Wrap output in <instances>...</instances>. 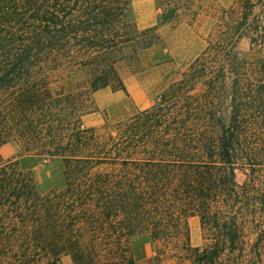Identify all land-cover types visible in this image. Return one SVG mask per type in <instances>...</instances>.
Listing matches in <instances>:
<instances>
[{
	"label": "trees",
	"instance_id": "1",
	"mask_svg": "<svg viewBox=\"0 0 264 264\" xmlns=\"http://www.w3.org/2000/svg\"><path fill=\"white\" fill-rule=\"evenodd\" d=\"M130 4L0 0V146L60 157L64 177L41 193L0 157V264H137L134 235L157 260L264 264V0H158L144 28ZM205 16L206 46L149 107L84 126L92 94L124 89L118 64L158 43L159 26ZM242 39L255 59L237 53ZM62 70L81 75L70 91L52 86Z\"/></svg>",
	"mask_w": 264,
	"mask_h": 264
},
{
	"label": "rangeland",
	"instance_id": "2",
	"mask_svg": "<svg viewBox=\"0 0 264 264\" xmlns=\"http://www.w3.org/2000/svg\"><path fill=\"white\" fill-rule=\"evenodd\" d=\"M222 6L234 0H214ZM158 0H131L132 18L139 28L153 25L158 15ZM211 18L205 16L195 22L169 23L159 26L160 40L154 46L139 52L134 62L122 61L118 64V73L124 89L115 90L106 87L91 96L90 111L84 116L83 124L101 132L107 125L124 121L149 107L157 93L168 83L180 78L181 72L206 46L207 35L211 29ZM237 53L246 60H253L258 52L249 48L242 39L236 47ZM58 79L52 83L70 91L80 79L75 70H62L53 73ZM3 161L17 160L18 164L30 170L39 192L46 193L60 189L64 185L63 164L57 156H39L25 153L15 141L0 146ZM241 179V177H239ZM190 244L202 245V229L196 216L188 219ZM129 245L137 264H175L170 259L155 258L154 243L144 235H134ZM62 264H73L69 256L61 258Z\"/></svg>",
	"mask_w": 264,
	"mask_h": 264
}]
</instances>
